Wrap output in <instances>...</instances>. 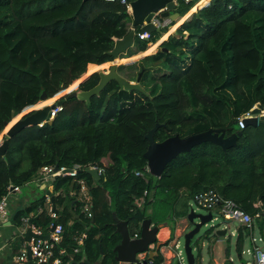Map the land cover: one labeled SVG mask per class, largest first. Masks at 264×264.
<instances>
[{
  "label": "trees",
  "instance_id": "16d2710c",
  "mask_svg": "<svg viewBox=\"0 0 264 264\" xmlns=\"http://www.w3.org/2000/svg\"><path fill=\"white\" fill-rule=\"evenodd\" d=\"M192 5L185 4L180 15ZM130 27L125 6L117 1L0 0V133L14 112L36 106L42 92L55 99L90 67L106 66L113 59L109 51L115 39ZM178 29L189 35L183 41L169 37L162 43L168 51L117 65L120 76L131 82L139 77V84L149 80L144 74L151 71L157 86L148 96L119 90L111 80L88 102L62 96V109L50 123L27 125L8 138L7 151L0 156V197L8 185L22 187L40 175L43 166L94 164L105 171L99 180L85 171L54 179L52 192H59L52 205L54 219L44 194L14 212L17 225L22 218L33 217L43 234L53 222L62 226L61 239L43 264H53L54 258L59 264H86L83 258L116 264L113 248L120 234L115 216L127 222L133 235L143 219L159 220L156 204L166 206L168 213L180 190L191 198L212 188L235 201L254 217L264 240V123L243 129L236 123L253 104L264 106V0H202ZM144 41L136 37L119 58L145 51L148 41ZM184 43L190 46L189 54L177 60L170 53L183 51ZM98 80L94 72L78 89L88 90ZM155 123L160 124L153 133L156 141L210 128H225L226 135L242 132L230 148L202 142L180 153L156 177L145 170L143 157L148 146L145 135ZM79 179L91 195V218L84 217L81 203L71 193L79 189ZM144 191V202L138 206L134 200ZM257 200L261 206L255 207ZM81 235L83 244L75 252ZM248 237L249 230L240 226L235 252L241 264H246L242 247ZM152 259L154 264L162 261L159 255ZM223 264H234L228 249Z\"/></svg>",
  "mask_w": 264,
  "mask_h": 264
},
{
  "label": "water",
  "instance_id": "95a60500",
  "mask_svg": "<svg viewBox=\"0 0 264 264\" xmlns=\"http://www.w3.org/2000/svg\"><path fill=\"white\" fill-rule=\"evenodd\" d=\"M132 8V26L139 28L140 32H147L148 34H152L153 32H160L159 28H155L154 25L150 23V19L156 14L159 10H162L159 13L161 18H170L171 21H175L179 12L175 11V4L172 0H132L130 2ZM146 22L144 24L143 22ZM131 27L128 33L121 37L115 39L113 48L109 51V54L113 57V59H119V55L124 53L130 46L133 45L135 34L134 28ZM147 40V39H145ZM164 51H167L166 48H163ZM99 80L96 85L91 87L88 90H79V91H71L67 93V98L76 97L79 100L88 102L90 98L94 95H98L108 84L109 81L114 80L117 82L119 90L132 91L137 90L139 92H144L142 87L139 84V77L135 82L128 81L126 78L120 76L117 73V64L112 63L108 71H99L98 72ZM140 76V75H139ZM47 99V95L45 92H42L40 95V100ZM64 100L59 99L50 105H45L41 108H38L26 115H23L22 118L13 122L5 132L6 139L0 144V156H3L8 147V138L12 137L15 133L19 132L22 128L27 125H40L41 123H50L52 119L49 118L50 112L57 105H62ZM259 112L258 107L252 110L253 114ZM19 112H14L13 116L17 115ZM9 122L5 124L8 125ZM260 123H264L263 117H248L244 118L245 126L252 125L257 126ZM160 126L159 123H155V125L146 133L145 137L148 140V146L146 151L143 153V157L146 159V166L148 168V172L156 177H160L163 173L166 165L174 158L177 157L182 152L190 151L194 146L202 143V142H212L222 149L230 148L235 145L236 139L238 135L241 134V130H236L230 135H226L225 128H210L205 131H201L198 133H194L188 136L181 137L178 134L167 137L162 141H156L153 138V133ZM58 165L54 166V171H57ZM40 172V169L38 170ZM87 172L95 179L98 180L99 177L95 169H89ZM58 176L54 175L53 179H56ZM52 204H54V196L47 191ZM76 219H79L77 214H74ZM116 220V228L118 233L120 234V241L113 248L115 253V260L118 262H126L131 263L136 260V254L138 252L147 251L148 255L152 257V249L150 247L151 244H155L157 242L156 233L159 228L162 227V223H154L151 218H145L140 222L138 229V237H132L130 231L128 229V224L126 221L118 220L115 216ZM34 218L28 219V224H32ZM214 221L212 213L207 211L205 213H196L193 209H191L186 216V229L184 233L181 235L183 237V252L186 264H195L196 259L199 264H201V256L200 252L197 254V258L193 253V248L191 246L192 239L194 236L200 231V229L204 226H207L209 223ZM12 224H15V221H10ZM55 227V223L50 227V231H52ZM212 230V225L210 229H208L204 236H208V234ZM216 235L224 236L227 233V228L223 227L217 229L215 231ZM34 235L31 231L30 227H27L24 232V238L26 241H29L30 238ZM43 238H49V234L42 235ZM27 257L28 264H32L29 247L27 245ZM231 260V258H229ZM83 261L86 264H96L90 263L88 260L83 258ZM177 261V259H176ZM232 261V260H231ZM177 263H179L177 261Z\"/></svg>",
  "mask_w": 264,
  "mask_h": 264
},
{
  "label": "built area",
  "instance_id": "2783aa9c",
  "mask_svg": "<svg viewBox=\"0 0 264 264\" xmlns=\"http://www.w3.org/2000/svg\"><path fill=\"white\" fill-rule=\"evenodd\" d=\"M109 2H119L120 4L125 6L126 12L128 13L131 19V27L132 26V8L130 2L132 0H104ZM192 0H172L175 4V8L180 6V2L183 4H188ZM162 10H159L153 17L150 19V23L154 25L155 28H159L160 31L163 27H168L171 24L170 18H161L159 13ZM146 24V22H143ZM130 27V28H131ZM134 28L135 38H139L140 40H145L150 37V34L147 32H140L139 28ZM259 112L256 114L252 113V110L257 108ZM62 109V105H57L54 109L50 112V119L56 115L58 111ZM263 117L264 118V106H261L258 102L253 104L252 107L242 113L239 117L236 118V123L240 129H243L244 118L248 117ZM41 123L40 125H42ZM54 165L50 166H43L40 168V174L42 175L43 182H47L50 177L57 175V176H64L67 175L69 177H76L79 172H87L89 169H95L97 172L98 177L104 175L105 171L104 168L96 166L94 164H89L86 166H81L80 164L76 163L72 167L68 168L65 166H58L57 171H54ZM145 170L148 172L147 166H145ZM137 174H139L137 172ZM99 180V179H98ZM79 189L75 192H71L72 194L76 195L77 199L81 203V213H83L84 217L91 218L92 217V206H91V195L88 189L87 184L83 179L78 180ZM21 186L18 185H8L6 188V192L0 197V223L7 221L9 214H10V196L14 193L19 192ZM147 191H144L143 194L134 200V203L140 206L144 202L145 195ZM47 197V204H48V212L51 218H56L57 214L51 206V203ZM191 200L200 208L205 209L206 211H210L212 213L213 219H216L215 214H220L223 216L225 220L228 221H237L241 226L246 227L249 230V240H250V249H247L246 252L252 254V261L251 264H264V248L260 247L257 244V240L262 242V237L255 236L254 234V217L240 208L238 204L230 199L223 198L216 190L212 188H208L205 190H201L195 192ZM29 218H22V222L19 226L21 233L24 234L27 227H30L31 231L34 235L30 238L29 241L26 242V245L19 251V253L13 256V263L14 264H28V257H27V245L29 247L30 256L32 260V264H43L48 262L49 259L52 257V247L55 243H58L61 239L62 233V226L60 224L55 223V227L52 231H49V238H43L42 230L40 227L32 224H28ZM54 223V222H53ZM50 224V227L53 225ZM132 237H138V233H134ZM84 235H81L77 238V247L74 249L75 252L79 250V248L83 244ZM174 252L173 257L177 259L179 264H184V252L183 248L180 249V243L176 241L173 245ZM244 250H242V254ZM53 264H59V259L54 258ZM129 264H154L152 257L148 255L147 251L138 252L136 254V260Z\"/></svg>",
  "mask_w": 264,
  "mask_h": 264
},
{
  "label": "crops",
  "instance_id": "0c3cea01",
  "mask_svg": "<svg viewBox=\"0 0 264 264\" xmlns=\"http://www.w3.org/2000/svg\"><path fill=\"white\" fill-rule=\"evenodd\" d=\"M201 1L202 0H192L191 1V2H193L192 7L189 8V10L186 13H184L183 15H180V13H179L178 18L175 21H172L171 24L166 28V30H164L154 42L152 40H149L150 38H148L147 39L148 40L147 48L145 51L139 52V53L132 55L130 57H124L125 59L119 58V59H122L119 61H124V60L135 61V60H137L139 58H143L147 55H151L154 53L164 51L163 48H166V47H164L162 45V43L164 41H166L169 37H175L176 39H181L182 41L185 40L189 35L188 31H186L185 29H181V32H180V29H178V28L182 25L183 22L189 20L193 16L194 12L199 7V2H201ZM177 8L178 7L175 8V11L179 12V10ZM193 8H195V9H193ZM183 16H185V18L180 21V18ZM164 34H166L165 38H163ZM153 44L156 45L155 48L152 51L146 53L147 50ZM184 45H185V43L183 44V46ZM189 49H190V46L185 45L183 47L184 53L185 54L187 53V55H188ZM167 51H168V49H167ZM136 56H138V58L131 59V58H135ZM183 57H185V55ZM125 62H128V61H125ZM107 63H109V61H107ZM126 64H130V63H126ZM98 65L99 64L95 65L97 67H95V69L89 73V76L94 72H97V73L99 72V69H97V68H99ZM105 72H107V71H105ZM53 177L54 176L50 177L49 180L45 183L42 180L41 174L34 176L28 183H26L24 185L27 187V191L25 194H20V195L15 196V193H14L10 196V198L12 200H10V205H9L10 214H9L8 220L0 223V264H13V256L17 255L19 253V251L26 245V242H27L24 238V234L21 233L19 226L16 223L12 224L10 222V221L14 220L13 219L14 212L20 207L29 205L30 202H32L37 197H39L43 194L46 195V197H49L47 194V191H49L50 194L55 197L59 192L58 191L55 193L52 192L51 182L54 180ZM17 193H20V191ZM180 198L181 199L185 198L187 200L186 204L191 199V198H187V195H186L184 190H180L177 193V197L174 200H176V199L180 200ZM48 199H49L51 206H52L53 204H52V201L50 200V197ZM178 204L179 203H177L176 206ZM253 205L255 207L261 206V201L257 200L253 203ZM45 206L48 207L47 199H46ZM148 211L151 212V209H149ZM256 215H258V214H256ZM165 217L167 218L168 216H165ZM29 218H31V217H29ZM152 221H153V219H152ZM168 221L169 222H165L164 220L159 219L157 222H154V223H162V227H160L158 232L156 233L157 242L155 244L150 245V247L152 249V253H151L152 257L155 255H159L162 258V261L159 264H173V262L176 260V258L173 257V252H174L173 245L176 241H178V239L181 237V235L184 233V231L186 229V218L184 216H179V215L174 214V215H172L171 218H168ZM240 226L241 225H239V227ZM238 228L236 229L237 232H238ZM49 231H50V229L47 230L46 232H44V235L48 234ZM255 231L259 234L257 227H255V225H254V233H255ZM259 236H260V234H259ZM261 243H262V247L264 248L263 238H262ZM242 249H243V247H242ZM225 256H226V251H225ZM229 258H231V260L234 262V260L232 259V257L230 255H229ZM225 259H226V257H224V259L220 261V260H217V258L213 257L212 263H210V264H223ZM122 263H124V262H118L117 261L116 264H122ZM241 263L242 262L239 261L238 264H241ZM127 264H129V263H127ZM246 264H251V262H247Z\"/></svg>",
  "mask_w": 264,
  "mask_h": 264
},
{
  "label": "rangeland",
  "instance_id": "374dc122",
  "mask_svg": "<svg viewBox=\"0 0 264 264\" xmlns=\"http://www.w3.org/2000/svg\"><path fill=\"white\" fill-rule=\"evenodd\" d=\"M180 12L184 9V4L182 2H180V6L177 8ZM167 27H163L161 29L160 32H153L150 39L154 41L155 39L158 38V36L164 31L166 30ZM148 40H145L144 42H147ZM175 52H171L170 54L173 53V55L176 57L177 60H179L180 58H183V56L187 55V53L185 54L183 51L181 50H174ZM173 56V57H174ZM138 58V57H137ZM141 59V58H139ZM139 59L135 60L138 61ZM124 61H130V60H124ZM124 61H119L118 59H113L111 61H109V63H107L106 66H102V65H98L99 71H108L109 66L112 63H115L117 65L120 64H126V62ZM144 62V61H143ZM145 65H150L149 63H144ZM152 66V65H151ZM95 67L97 66H92L90 67V69L88 70V74L82 76L80 79H78L70 88L64 90L63 92H61L60 94H58V96L53 99L51 102L44 104L45 105H50L51 103L59 100V98H61L62 96L66 95L67 93L71 92V91H78V85L83 82L88 76L89 73L95 69ZM128 70H131V67L126 68ZM155 74V73H154ZM144 76H149V80L146 81L145 79H142L140 81V85L142 87V89L144 90V92H142V94L148 96L149 94H151L154 90V88H156L157 83L153 80L152 78V72L151 71H147ZM140 95V94H139ZM35 105V104H34ZM34 105L31 106H26L24 107L20 112L19 115H15L11 118V121H9L10 123H12L14 121V117H16L15 121L22 118L23 115H26L27 113H29L30 111H34L38 108H35ZM42 106V107H43ZM14 121V122H15ZM8 123V124H10ZM235 126V125H234ZM7 127V128H6ZM8 125L4 127V129L1 131L0 133V144L3 142V140L5 139V132L8 129ZM27 191V187L23 186L20 190V193H15L16 195H20V194H25ZM10 200H12L10 198ZM176 199L172 202L173 204V208L171 210L167 212L166 210V206H159V205H155V212L159 211V219L164 220L165 222H169L168 218H171L172 215L176 214L179 216H184L186 218L187 213L193 209L194 212L196 213H205L207 212L205 209L200 208L199 206H197L191 199L188 201V203L186 204L187 200L185 198H180ZM178 201V202H177ZM179 203L177 206L176 204ZM165 216H168L167 218ZM216 219L214 221L211 222L212 225V230L211 232L208 234V236H204L205 232L210 229V223L207 226H204L200 229V231L194 236V238L192 239L191 242V246L193 248V253L195 254L196 258H197V254L198 252H200V256H201V264H210L212 263V259L213 257L217 258V260H223L225 256V251L226 249H228L229 251V255L232 257V259L234 260V264H238L239 260L236 257V252H235V239H236V234L237 231L236 229L239 227V223L237 221H228L225 220L223 218L222 215L220 214H215ZM226 227L227 228V233L224 236H218L216 235L215 231L217 229ZM255 236H258L259 234L255 231ZM179 243H180V249L183 248V237H180L178 239ZM257 244L262 247V243L259 242L257 240ZM250 240L249 238L245 241L244 245H243V250L244 253L242 254V261L244 262H251L252 261V254L246 252L247 249H250ZM14 264V263H13ZM122 264H127L126 262L122 263ZM173 264H179L177 263V261L175 260L173 262ZM184 264H186V261L184 260ZM195 264H199V262H197L196 259V263Z\"/></svg>",
  "mask_w": 264,
  "mask_h": 264
},
{
  "label": "bare ground",
  "instance_id": "6f19581e",
  "mask_svg": "<svg viewBox=\"0 0 264 264\" xmlns=\"http://www.w3.org/2000/svg\"><path fill=\"white\" fill-rule=\"evenodd\" d=\"M150 49H151V47H150ZM53 99H54V98L50 97V98H47V99H45V100H40V101H38V102L36 103L35 108L42 107L44 104H47V103L51 102ZM18 115H19V113H18ZM15 119H16V117H14V121H15ZM14 121H13V122H14ZM13 122H12V123H13ZM9 123H10V122H9ZM12 123L8 124V126H10ZM6 128H7V127H6Z\"/></svg>",
  "mask_w": 264,
  "mask_h": 264
},
{
  "label": "flooded vegetation",
  "instance_id": "af4514ba",
  "mask_svg": "<svg viewBox=\"0 0 264 264\" xmlns=\"http://www.w3.org/2000/svg\"><path fill=\"white\" fill-rule=\"evenodd\" d=\"M78 87H79V85H78ZM77 90H79V89H77ZM31 112V111H30Z\"/></svg>",
  "mask_w": 264,
  "mask_h": 264
}]
</instances>
